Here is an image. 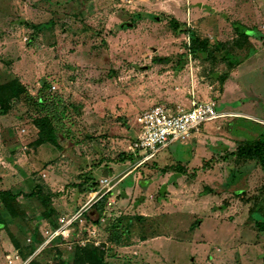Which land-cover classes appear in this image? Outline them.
Returning a JSON list of instances; mask_svg holds the SVG:
<instances>
[{"label": "rangeland", "instance_id": "1", "mask_svg": "<svg viewBox=\"0 0 264 264\" xmlns=\"http://www.w3.org/2000/svg\"><path fill=\"white\" fill-rule=\"evenodd\" d=\"M0 73L28 88L0 115V191L28 206L0 224V264H76L88 248L107 264H264V166L237 159L264 135V0H0ZM193 102L226 117L144 164L130 152L148 111ZM41 118L59 148L37 145ZM131 171L74 237L44 246L102 180ZM40 189L54 224L30 199Z\"/></svg>", "mask_w": 264, "mask_h": 264}, {"label": "built area", "instance_id": "2", "mask_svg": "<svg viewBox=\"0 0 264 264\" xmlns=\"http://www.w3.org/2000/svg\"><path fill=\"white\" fill-rule=\"evenodd\" d=\"M225 117L226 114L220 113L216 106L209 102H193L188 108L179 107L176 110L166 106H156L142 118L140 122L142 131L130 147V152L143 157L144 164L156 158L170 143L189 140L199 132L203 124ZM114 181V179L102 180L98 189L90 192L92 199L88 200L75 215L61 218L60 225L56 229L48 230L46 232L48 241L44 246L47 247L58 239L68 242L74 237L76 223L116 189L117 184ZM96 246L98 247V244Z\"/></svg>", "mask_w": 264, "mask_h": 264}, {"label": "trees", "instance_id": "3", "mask_svg": "<svg viewBox=\"0 0 264 264\" xmlns=\"http://www.w3.org/2000/svg\"><path fill=\"white\" fill-rule=\"evenodd\" d=\"M207 49V44L205 42H198V40L194 41L192 50L196 54L198 52H204ZM28 94V88L25 84L18 78L10 74L0 73V115L6 116L11 110V105L15 102H20L23 100ZM36 126L39 129V141L37 145L51 144L57 148L60 147V141L58 134L51 123V120L48 118H41L36 121ZM253 148V149H252ZM252 148H243L239 150L237 153V159L239 161H258L264 166V135L260 137L257 143ZM93 188V187H92ZM80 192L82 188H80ZM91 189V188H90ZM94 189H98V187H94ZM93 189V190H94ZM92 190V189H91ZM90 190V191H91ZM40 193H36L35 191L31 193L30 199L38 200L41 210V216L48 220L51 224L53 210L51 209V194L44 192L43 189L39 190ZM84 193V191H82ZM81 193V194H82ZM109 196V195H108ZM108 196L104 198L97 206H102L103 202L108 199ZM20 194H16L14 191H0V224L3 227L8 225L9 220L6 219V215L10 216L12 219L14 217H19L17 214V206L18 204L23 211L26 212L28 206L23 205L19 201ZM30 208V207H29ZM28 208V209H29ZM101 208V207H100ZM56 227V226H55ZM127 237H112L109 239V242L115 245H123L126 241ZM143 240H147V238H143ZM16 246L20 249L21 254L23 253L22 245L20 243V239L14 240ZM27 248L34 250L33 246H28ZM87 248V247H85ZM30 252V251H29ZM106 252L99 248L96 249H80L77 253L76 259L79 264H107L106 262Z\"/></svg>", "mask_w": 264, "mask_h": 264}, {"label": "crops", "instance_id": "4", "mask_svg": "<svg viewBox=\"0 0 264 264\" xmlns=\"http://www.w3.org/2000/svg\"><path fill=\"white\" fill-rule=\"evenodd\" d=\"M240 115H242V114H240ZM262 126H264V124H261ZM109 169H111V168H109ZM135 171H131V172H125V173H122V174H120V175H118V174H114V177L113 178H115L114 180H116V181H118L117 182V187L116 188H119V187H121V184H123V187H125V185L124 184H126V182H127V180L128 179H130V177L131 176H127L129 173H134ZM127 173V174H126ZM124 174H126L124 177H123V175ZM125 181V182H124ZM132 182V181H131ZM132 184H133V182H132ZM127 189V188H126ZM116 190V189H115ZM148 240V239H147ZM147 240H141V241H143V243H147V242H149V241H147ZM129 243V242H128ZM125 244V243H124ZM123 244V245H124ZM111 245L113 246V247H118L119 245H115V244H112L111 243ZM121 246V245H120ZM137 255V254H136ZM107 261V260H106Z\"/></svg>", "mask_w": 264, "mask_h": 264}, {"label": "water", "instance_id": "5", "mask_svg": "<svg viewBox=\"0 0 264 264\" xmlns=\"http://www.w3.org/2000/svg\"><path fill=\"white\" fill-rule=\"evenodd\" d=\"M135 27V25L133 23H125L121 26V29H133Z\"/></svg>", "mask_w": 264, "mask_h": 264}]
</instances>
